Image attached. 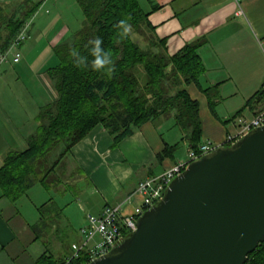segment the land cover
<instances>
[{
    "label": "crops",
    "instance_id": "crops-1",
    "mask_svg": "<svg viewBox=\"0 0 264 264\" xmlns=\"http://www.w3.org/2000/svg\"><path fill=\"white\" fill-rule=\"evenodd\" d=\"M139 2L150 13L155 35L168 39L171 55L195 40L204 41L199 55L205 72L200 86L191 84L187 89L200 103L201 143L224 144L229 134L237 132L236 115L247 110L250 117L263 105L261 100L247 103L264 91V0ZM75 6L77 20L72 12L35 14L29 38L21 46V60L11 59L2 67L0 168L8 153L28 149L41 108L57 96L49 70L60 63L55 47L71 43L80 28L83 11L79 4ZM241 8L243 13L238 14ZM209 88L214 92V107L203 91ZM183 136L173 116L146 122L117 144L99 124L64 158L57 186L46 189L36 182L15 202L2 196L0 189V264H40L45 254L61 259L70 253H64L60 243L67 235L72 243L80 239L88 214L100 216L107 205L121 203L124 213L130 214L142 202L139 195L133 196L139 183L188 157L189 141ZM177 144L158 159L167 146Z\"/></svg>",
    "mask_w": 264,
    "mask_h": 264
},
{
    "label": "trees",
    "instance_id": "trees-1",
    "mask_svg": "<svg viewBox=\"0 0 264 264\" xmlns=\"http://www.w3.org/2000/svg\"><path fill=\"white\" fill-rule=\"evenodd\" d=\"M76 1L83 11L84 22L71 43L55 47L60 63L49 70L57 96L41 108L39 125L29 138L28 149L8 153L0 168L2 196L11 202L22 198L36 182L46 189L57 186L62 180L57 171L64 158L99 124L117 144L144 123L173 116L183 138L188 139L190 150L201 144L200 103L190 96L187 87L200 86L205 67L199 49L204 41L195 40L171 55L167 50L168 39L155 35L150 13L139 0ZM42 4L40 0L20 16L5 21L4 35L0 34L1 53L10 47ZM3 10L0 6V16ZM122 20L132 28L127 36H122L123 28L119 27ZM97 38L102 41L100 55L112 59V64L101 70H94L91 65L96 45L89 41ZM82 59L86 66H77ZM203 91L214 107L212 88ZM263 98L264 91H258L247 104H256ZM177 147L178 144L167 146L158 159ZM68 256L55 259L45 254L38 262L64 264ZM87 262L86 255L81 254L72 264ZM246 264H264V242L249 254Z\"/></svg>",
    "mask_w": 264,
    "mask_h": 264
},
{
    "label": "water",
    "instance_id": "water-1",
    "mask_svg": "<svg viewBox=\"0 0 264 264\" xmlns=\"http://www.w3.org/2000/svg\"><path fill=\"white\" fill-rule=\"evenodd\" d=\"M264 242V126L191 162L89 264H246Z\"/></svg>",
    "mask_w": 264,
    "mask_h": 264
},
{
    "label": "built area",
    "instance_id": "built-area-1",
    "mask_svg": "<svg viewBox=\"0 0 264 264\" xmlns=\"http://www.w3.org/2000/svg\"><path fill=\"white\" fill-rule=\"evenodd\" d=\"M238 1L241 3V0ZM242 13L241 8L238 14ZM31 24L32 19L25 23L10 47L0 53V76L5 63L11 59L15 63L21 60V46L29 38ZM262 101L263 105L255 114L250 117L239 116L237 118V132L229 134L224 144L201 143L196 150L189 151L185 160L179 161L160 175L147 178L139 183L133 196L139 195L142 202L130 214L124 213V203L107 205L100 216L88 214L85 226L79 230L80 239L72 243L71 253L64 264H72L81 254L86 255L87 264L108 254L122 238L137 229L139 217L163 198L170 182L181 174L191 162L199 160L220 146L232 145L250 131L264 126V98Z\"/></svg>",
    "mask_w": 264,
    "mask_h": 264
},
{
    "label": "rangeland",
    "instance_id": "rangeland-1",
    "mask_svg": "<svg viewBox=\"0 0 264 264\" xmlns=\"http://www.w3.org/2000/svg\"><path fill=\"white\" fill-rule=\"evenodd\" d=\"M38 1L40 0H0V6L4 9L3 14L0 16V34L4 35L3 31H4V26L6 25L5 24L6 20H9L13 16H20V14H22V12L27 10L29 6L33 5L34 3ZM73 5H76L75 7L77 9L78 4L76 3V0H43V5L41 6V8L38 10L36 14L38 16L39 15L41 16V15L48 13L46 14L47 16H56L57 14L63 15L64 13L72 12L75 19L77 20L78 15L77 13H74ZM143 9L145 10L144 6H143ZM83 22H84V15L81 12L80 13V27L82 26ZM244 111L246 112L244 113L242 111L243 113L242 112L241 113L243 115L241 116H247V114H249L247 110H244ZM240 114L234 117L238 118ZM72 241H73L72 236L67 235L64 241L60 243V245H63L62 249L64 253L71 252Z\"/></svg>",
    "mask_w": 264,
    "mask_h": 264
},
{
    "label": "clouds",
    "instance_id": "clouds-1",
    "mask_svg": "<svg viewBox=\"0 0 264 264\" xmlns=\"http://www.w3.org/2000/svg\"><path fill=\"white\" fill-rule=\"evenodd\" d=\"M119 27L123 28V34L122 36H127L131 31V25L127 24L126 21L122 20L120 21ZM89 43H94L96 45L94 52H95V59L91 62V65L93 67L94 70H101V69H105L106 65H111L112 64V59L110 60L108 58V56H101L100 55V44L102 43V41L97 38L93 41H89ZM77 66H86L84 60L82 59L81 62L79 64H77ZM107 71L111 72V68H107Z\"/></svg>",
    "mask_w": 264,
    "mask_h": 264
},
{
    "label": "bare ground",
    "instance_id": "bare-ground-1",
    "mask_svg": "<svg viewBox=\"0 0 264 264\" xmlns=\"http://www.w3.org/2000/svg\"><path fill=\"white\" fill-rule=\"evenodd\" d=\"M60 50V49H59Z\"/></svg>",
    "mask_w": 264,
    "mask_h": 264
}]
</instances>
